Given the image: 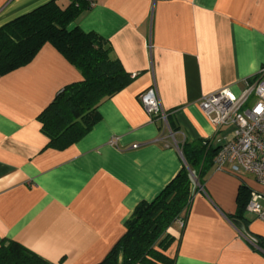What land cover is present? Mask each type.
I'll return each instance as SVG.
<instances>
[{
	"label": "crops",
	"instance_id": "crops-1",
	"mask_svg": "<svg viewBox=\"0 0 264 264\" xmlns=\"http://www.w3.org/2000/svg\"><path fill=\"white\" fill-rule=\"evenodd\" d=\"M49 1L0 0V27ZM84 1L70 27L104 38L132 82L101 102L100 119L83 138L53 149L37 120L59 91L82 79L50 44L0 75V245L18 242L51 264L102 261L136 206L185 166L182 142L218 148L233 131L215 127L200 100L223 88L239 95L264 67V0ZM152 86L175 142L139 100ZM245 177L210 170L184 228L176 222L168 230L174 242L165 255L174 264H264L256 243L264 247V223L246 214L243 234L256 247L233 223L239 188L260 190Z\"/></svg>",
	"mask_w": 264,
	"mask_h": 264
},
{
	"label": "trees",
	"instance_id": "trees-1",
	"mask_svg": "<svg viewBox=\"0 0 264 264\" xmlns=\"http://www.w3.org/2000/svg\"><path fill=\"white\" fill-rule=\"evenodd\" d=\"M86 8L84 0H71L66 8L52 0L0 27V75L31 62L46 44L81 73L82 79L66 85L37 117L49 147L57 150L83 138L99 121L97 109L101 102L132 82L120 61L110 56L111 49L104 38L70 27ZM179 149L185 166L152 201L136 206L125 223L122 238L97 264H174L165 255L174 242L168 230L178 220L186 221L193 197L214 168L218 151L209 140L184 141ZM250 192L242 185L237 195L233 217L243 225L248 223ZM256 243L264 249L262 242ZM0 264L51 263L18 242L4 240L0 245Z\"/></svg>",
	"mask_w": 264,
	"mask_h": 264
},
{
	"label": "built area",
	"instance_id": "built-area-1",
	"mask_svg": "<svg viewBox=\"0 0 264 264\" xmlns=\"http://www.w3.org/2000/svg\"><path fill=\"white\" fill-rule=\"evenodd\" d=\"M139 100L151 120L162 122L175 142L168 125V115L160 103L155 86L142 92ZM199 107L215 127H233L227 140L218 147L213 161L214 169L253 177L260 190H251L246 212L264 223V67L246 81L239 95L223 88L204 96ZM116 143V139L111 141V144ZM137 147V144L132 146ZM192 175L194 178V173ZM177 223L184 228L185 220H178ZM245 237L256 247L254 240Z\"/></svg>",
	"mask_w": 264,
	"mask_h": 264
},
{
	"label": "water",
	"instance_id": "water-1",
	"mask_svg": "<svg viewBox=\"0 0 264 264\" xmlns=\"http://www.w3.org/2000/svg\"><path fill=\"white\" fill-rule=\"evenodd\" d=\"M233 223H234V225L242 232V233H246L245 232V227H244V225L240 222V221H238V220H233Z\"/></svg>",
	"mask_w": 264,
	"mask_h": 264
},
{
	"label": "rangeland",
	"instance_id": "rangeland-1",
	"mask_svg": "<svg viewBox=\"0 0 264 264\" xmlns=\"http://www.w3.org/2000/svg\"><path fill=\"white\" fill-rule=\"evenodd\" d=\"M243 176L245 177V175H243ZM245 178H247V177H245ZM248 216H249V217H252V215H249V214H248ZM252 218H253V217H252ZM253 219H254V218H253Z\"/></svg>",
	"mask_w": 264,
	"mask_h": 264
}]
</instances>
